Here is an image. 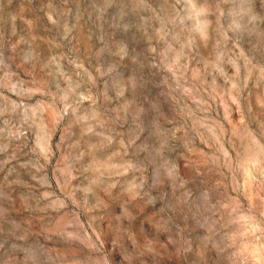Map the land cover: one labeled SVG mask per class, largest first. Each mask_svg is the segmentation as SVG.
Listing matches in <instances>:
<instances>
[{
    "label": "clouds",
    "instance_id": "9594fccd",
    "mask_svg": "<svg viewBox=\"0 0 264 264\" xmlns=\"http://www.w3.org/2000/svg\"><path fill=\"white\" fill-rule=\"evenodd\" d=\"M254 90L264 0H0V264H264Z\"/></svg>",
    "mask_w": 264,
    "mask_h": 264
},
{
    "label": "rangeland",
    "instance_id": "374dc122",
    "mask_svg": "<svg viewBox=\"0 0 264 264\" xmlns=\"http://www.w3.org/2000/svg\"><path fill=\"white\" fill-rule=\"evenodd\" d=\"M219 83H220L221 89H222L223 88V80L221 79ZM260 97H261V93L255 91V90L251 94L249 103H250V105L252 106V108L254 109L255 112H264V109H261L260 108V105H261V99H260ZM10 98L11 99H16V97H14V96L13 97H10ZM226 105L231 106V107L234 108V105H231L230 98L229 99H226L224 97V95H223L222 90H221L220 91V95L218 97V101H217V106L219 108V111L221 113V116L224 115ZM57 140H59V134L57 135ZM202 147L204 148L205 151H209V149L207 148L206 145H202ZM58 191L59 190L57 189V192Z\"/></svg>",
    "mask_w": 264,
    "mask_h": 264
}]
</instances>
